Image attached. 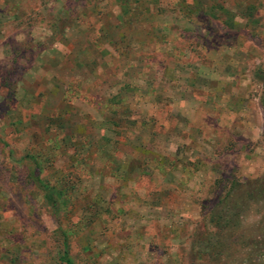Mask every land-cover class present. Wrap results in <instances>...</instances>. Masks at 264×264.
I'll return each instance as SVG.
<instances>
[{
	"label": "rangeland",
	"instance_id": "374dc122",
	"mask_svg": "<svg viewBox=\"0 0 264 264\" xmlns=\"http://www.w3.org/2000/svg\"><path fill=\"white\" fill-rule=\"evenodd\" d=\"M258 67L264 0H0V264H58L63 230L77 264H206L224 185L264 172ZM239 220L213 264H264V200Z\"/></svg>",
	"mask_w": 264,
	"mask_h": 264
},
{
	"label": "trees",
	"instance_id": "16d2710c",
	"mask_svg": "<svg viewBox=\"0 0 264 264\" xmlns=\"http://www.w3.org/2000/svg\"><path fill=\"white\" fill-rule=\"evenodd\" d=\"M256 78L264 83V68L258 67L253 71ZM114 99L120 100L119 95L113 94ZM125 101V100H124ZM261 102L264 108V89L261 94ZM126 109H124L125 111ZM124 113V112H123ZM52 130L45 129L44 133ZM59 133L54 131L52 137L47 141H58ZM87 142H85V145ZM89 142H88V145ZM26 167L28 169L31 180L42 190L43 197L49 205L53 213L59 212L65 205L68 197L65 195L66 175L61 177L57 183H49L41 172L43 163L38 156L37 150L25 152ZM224 189L219 194L217 200L209 210L206 216L207 228L198 234L194 241V259L204 260L206 264H213L214 261H221L228 254L229 245L231 243L230 231L240 228V217L246 213L250 207L264 200V172L260 176L238 180L235 178L228 179L224 185ZM92 217L84 218L85 222H89ZM239 242L247 243L242 236L243 232L238 231ZM62 249L57 256L58 264H77L71 257L69 251V233L67 230L62 231ZM263 240V239H262ZM260 245V244H258ZM261 246V245H260ZM10 264H16V260L12 259ZM13 262V263H12Z\"/></svg>",
	"mask_w": 264,
	"mask_h": 264
}]
</instances>
